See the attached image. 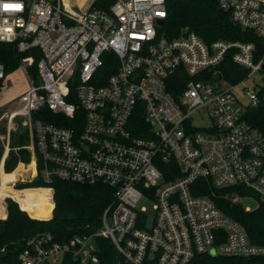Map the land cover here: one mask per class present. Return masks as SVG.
<instances>
[{
	"label": "built area",
	"instance_id": "2783aa9c",
	"mask_svg": "<svg viewBox=\"0 0 264 264\" xmlns=\"http://www.w3.org/2000/svg\"><path fill=\"white\" fill-rule=\"evenodd\" d=\"M215 1L264 37V0ZM93 3L77 12L71 0H0V42L14 43L29 81L3 108L0 165L10 132L22 127L30 161L15 182L104 183L113 194L96 233L30 237L16 264H64L67 254L97 264L95 235L111 241L123 264L264 255V244L203 192L234 188L224 197L243 203L253 196L239 190H249L264 201V133L244 118L247 106L264 102V52L255 60L251 41L206 43L187 28L161 34L165 0ZM227 53L249 70L244 79L221 75ZM5 75L0 63V89Z\"/></svg>",
	"mask_w": 264,
	"mask_h": 264
},
{
	"label": "trees",
	"instance_id": "16d2710c",
	"mask_svg": "<svg viewBox=\"0 0 264 264\" xmlns=\"http://www.w3.org/2000/svg\"><path fill=\"white\" fill-rule=\"evenodd\" d=\"M113 1L95 0L93 5L107 9ZM165 6L166 17L159 25V32L169 38L179 35L183 28H187L195 32L206 43L215 39L251 41L255 44V60L260 58L264 52V37L234 23L229 13L219 8L215 0H165ZM21 57L22 54L16 50L14 43L0 42V63L3 64L5 73L17 68ZM222 67L221 75L232 83L244 79L249 71L235 64L228 53L224 57ZM34 68L35 63L33 62L31 74L35 77ZM244 118L264 133V102L255 106H247ZM1 132H6L3 124ZM135 134L138 133L135 132ZM27 142L26 129L19 127L10 132L9 151L3 161L4 171L10 173L2 171L0 195L1 199L5 195L11 197L4 198L7 214L5 218L0 217V263L16 264L17 255L25 246L26 241L42 233H51L58 241H66L76 235L96 233L102 225V213L113 195L112 189L104 183L89 184L59 179L51 183H44L40 178L31 181H16L14 185L16 189L7 187L4 182L17 177L22 170L21 164L13 170L17 163L30 161L29 151L21 147ZM3 152L4 147L0 139V162ZM26 187L53 188V208L47 189H24ZM204 187L203 192L209 194L225 214L235 218L244 226L253 243L264 244V201L258 199L249 190H239L242 195L253 196L257 200L254 208L245 210L243 203H230L224 197L225 193L236 189L221 188L212 191ZM1 199L0 216L4 214ZM94 237L98 264H123L108 238L98 235ZM64 264L78 263L70 254H67ZM187 264H264V255L197 254Z\"/></svg>",
	"mask_w": 264,
	"mask_h": 264
},
{
	"label": "rangeland",
	"instance_id": "374dc122",
	"mask_svg": "<svg viewBox=\"0 0 264 264\" xmlns=\"http://www.w3.org/2000/svg\"><path fill=\"white\" fill-rule=\"evenodd\" d=\"M71 1L73 3V9L75 11L83 12L95 0H71ZM7 80H10L12 83L10 87L6 86ZM3 85L4 86L0 89V107L2 110V111H0V117H3L4 113L7 111L6 109L3 110V108L5 106L9 105L10 103L14 102L18 97H20L28 89L29 81H28V78H27L26 74L24 73L23 69L20 67H17V68H14L13 70H11L10 72L6 73L5 78L3 80ZM235 93L237 95L242 94L240 87L235 89ZM2 124L5 126V121H2V122L0 121V139L2 140L3 147L5 150L6 141L3 138L5 136V133L1 132ZM28 142H29V136H28ZM15 149H17V147H15ZM8 151H9V148L5 154V157L7 156ZM20 164L25 165V167L27 166V162L19 161L13 170H15ZM27 174L29 176V172ZM2 179L3 178H1V180ZM0 185H1V183H0ZM4 185H5V182H4ZM4 185H3V188H4ZM14 185H15V183H14ZM14 185H13V187H14V189H16ZM31 188L47 189L48 190V196H49V199L52 203V208H53V205H54L53 200H52L53 188H51V187H41V188H39V187H26L24 189H31ZM17 190H22V189H17ZM2 191H3V189H2ZM2 191H1V193H2ZM7 196L11 197L10 195H5V197H7ZM0 199H1V195H0ZM1 201H2V199H1ZM144 202L148 203L147 201H144ZM242 202H243V205H248L251 208H254L257 204V200L253 197L244 198V199H242ZM18 204H19V202H18ZM2 205H4V204H2ZM52 208H51V212H52Z\"/></svg>",
	"mask_w": 264,
	"mask_h": 264
},
{
	"label": "crops",
	"instance_id": "0c3cea01",
	"mask_svg": "<svg viewBox=\"0 0 264 264\" xmlns=\"http://www.w3.org/2000/svg\"><path fill=\"white\" fill-rule=\"evenodd\" d=\"M1 171H3L4 173H10V172H5L4 171L3 164L0 165V183H1ZM14 183H15L14 179H10V180L6 181L5 184H6L7 187H10V188L14 189V187H13ZM4 198H5V196H3L2 201H1V203L4 204L3 205L4 214L0 216L1 218H5L6 217V214H7Z\"/></svg>",
	"mask_w": 264,
	"mask_h": 264
},
{
	"label": "snow or ice",
	"instance_id": "6c2138e0",
	"mask_svg": "<svg viewBox=\"0 0 264 264\" xmlns=\"http://www.w3.org/2000/svg\"><path fill=\"white\" fill-rule=\"evenodd\" d=\"M5 7H12L10 5H5ZM14 7H19V5H15Z\"/></svg>",
	"mask_w": 264,
	"mask_h": 264
},
{
	"label": "water",
	"instance_id": "95a60500",
	"mask_svg": "<svg viewBox=\"0 0 264 264\" xmlns=\"http://www.w3.org/2000/svg\"><path fill=\"white\" fill-rule=\"evenodd\" d=\"M159 23L161 22V18H158V20H157ZM6 212H7V210H6Z\"/></svg>",
	"mask_w": 264,
	"mask_h": 264
},
{
	"label": "bare ground",
	"instance_id": "6f19581e",
	"mask_svg": "<svg viewBox=\"0 0 264 264\" xmlns=\"http://www.w3.org/2000/svg\"><path fill=\"white\" fill-rule=\"evenodd\" d=\"M7 112V111H6ZM6 114V113H5ZM2 174H3V172L1 171V178H2Z\"/></svg>",
	"mask_w": 264,
	"mask_h": 264
}]
</instances>
